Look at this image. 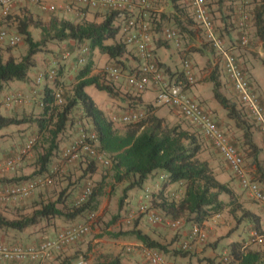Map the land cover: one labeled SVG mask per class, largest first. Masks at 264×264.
Returning <instances> with one entry per match:
<instances>
[{
  "label": "trees",
  "instance_id": "obj_1",
  "mask_svg": "<svg viewBox=\"0 0 264 264\" xmlns=\"http://www.w3.org/2000/svg\"><path fill=\"white\" fill-rule=\"evenodd\" d=\"M210 1L207 0L206 8L214 24V12L211 8L212 5L218 3V0ZM221 1L219 0V2ZM168 2L170 5L169 12L158 11L154 1H152L148 7L142 8L138 15L137 12L127 9H107L100 15V21L72 22L53 17L47 27L41 28L42 37L39 41H35L28 30L29 19L23 18L19 19L18 22L16 21V30L27 45V50L24 55L15 59L12 56L5 58L3 50L0 49V92L11 82L27 79L29 70L34 66V56L44 48L49 47L48 42L73 41L80 50L84 48L86 43L88 51L74 59L77 69L74 72V83L70 91H64L59 81V76H62L61 66L56 69L57 75L54 81L46 84L42 91V103L39 102L42 106H40L39 112L29 113L20 118L0 115V130L26 124L34 126L36 130V139L31 148V151L32 149L36 151L35 169L30 175L22 177L23 180L19 178L9 181L14 183L21 181V184L26 182H23L24 180L34 176L36 179L49 175L51 183H53V178L59 179L58 183H64L56 193V197L39 202L37 200L32 201L29 206L30 209H33L31 213H25L26 207L23 206H13L9 212L6 209L0 210V229L18 232L30 230L31 233H44L52 227L57 229L59 220L64 222L67 227L81 224L83 221L88 222L99 210L100 200L105 195L108 178H111L115 183H126L123 188V195L118 199V212L107 223V226H111L120 220L121 211L126 210L123 208H125L124 202L127 192L132 189H142L150 175L161 171L166 175V178L158 189L147 193L146 199L149 208L159 210L172 221L186 219V221L199 227L213 217L224 216L236 227H241V233L246 235L245 238L230 243L227 260L222 259L215 262L213 259L205 258L203 259L205 264H264V241L260 244L263 245L260 249L249 247L254 243L251 237L253 231L264 237L261 217L256 211L246 206L247 203L229 184V181L219 180L210 164L199 158V153L202 150L201 137L182 125H167L162 118L154 114V106H143L140 98H135V101L129 102L128 107L131 110L143 111L144 117L140 121L127 124V130L118 133L113 122L99 108L97 102L88 92L90 88L106 92L111 97L116 96L112 87L102 83L99 75L93 74L94 56L96 55L105 57L107 61L114 63L111 65L119 66L125 73L126 70L128 74L137 70L138 56L136 52L133 53L134 48L128 47L121 39V29L128 19L137 16V20L146 22L150 36L156 37V39L158 37L159 40L163 36V44L165 45L168 42L164 38V31L169 27L176 30L179 40L180 37L185 38L186 33L189 36H194L198 24L188 1L168 0ZM132 3L134 8L136 5L139 6L138 0H132ZM246 13L249 14V19L253 22L255 33L261 40L264 51V5L253 9L252 14L250 11ZM240 15L234 16L236 25ZM169 23L171 26L168 25ZM36 26L39 27V24ZM215 31L217 32L216 28ZM217 34L222 38L218 32ZM130 52L133 53V58L137 61V65L133 68L132 66L126 67L123 61V58ZM153 57L155 58L154 54ZM81 58H84L85 63L78 67ZM155 61L161 67L156 59ZM260 61L264 65V58ZM163 70V76L168 81L177 75H179L178 79L183 78L180 71L172 73L169 68ZM210 78L213 83L215 100L240 130L242 144L249 149L247 157L251 159V165L256 168L252 180L259 186L264 185V161L260 160V152L252 138L255 130H258L255 120L249 116L240 102L236 103L230 100L219 91V82L215 75L212 74ZM126 87L134 92L131 87L127 85ZM57 91L60 92L62 105L55 104ZM85 121H89L90 126L88 129H82L87 134L94 133L95 135V139L91 141L88 138L87 143L93 144L98 154L103 159L109 160V165H105L102 160H97V156L86 152L70 162L78 172L77 176L74 171H70L68 175H61L59 169L55 168L53 160L56 157L62 158L65 151L61 150L62 137L73 127L79 124L84 126ZM26 144L14 157L21 153ZM231 144L239 150L236 140H231ZM100 167L104 168L105 174L101 175L100 180L94 181V176ZM235 181H237L235 178L231 180L234 183ZM89 183L92 184L90 193L84 200H81ZM238 185L240 187L239 183ZM173 187H177L179 191L182 190L181 196L175 194L176 192L173 193ZM261 189L264 193L262 187ZM10 203L12 202H0V204L5 205ZM137 226L136 221L129 228L109 233V236L113 239L133 237L146 249L156 250L159 253L171 252L167 245L160 243L150 234L142 232ZM57 233L59 230L55 232L54 236ZM9 243L37 244V242L24 243L20 241ZM174 252V254L182 257L187 256L186 252ZM103 258V261L98 260L95 264H123L119 256L111 257L107 254ZM61 264H70V261H64Z\"/></svg>",
  "mask_w": 264,
  "mask_h": 264
},
{
  "label": "crops",
  "instance_id": "obj_2",
  "mask_svg": "<svg viewBox=\"0 0 264 264\" xmlns=\"http://www.w3.org/2000/svg\"><path fill=\"white\" fill-rule=\"evenodd\" d=\"M40 1L45 2L47 4H53L55 6L54 12L49 13V12L42 11L41 9L38 8L37 5L33 3H29L26 0H21L19 2L14 3L8 12L9 15H12L13 17L11 19L8 16L6 17V19H8L9 21H13L14 24H16V21L18 22L19 19H23V18L29 19L30 23H29L28 30L33 36L35 41H39L41 39L42 37L41 28L47 27L50 23L51 18L53 17L58 20L65 19V20H70L72 22H83V21H92V20L100 21L101 20L100 16L94 15L95 13L90 9L87 10V9H82L80 7H70V5H68L66 2L57 1V0H40ZM153 1L158 11H164V12L170 11V5H169L168 0H166L167 2L164 1L162 5H161V2L163 0H153ZM260 5H264V0H222L221 2H219L218 0V3L212 5L211 10L212 12H214L213 13V16L215 19L214 24H215V28L217 29V32L222 36L226 47L228 46L229 50L234 52V54L236 55V58L240 66L242 67L250 83L252 90L260 97L261 104L264 109V65H262L260 61L262 58H264L262 42L255 33V27L253 26V22L250 21V27H249L250 42L248 46H242L239 40L240 31L238 28V24L236 25L235 23V18H234L235 15L237 14L240 15V13L244 11L245 12L250 11L252 14L253 9L259 7ZM0 13H1V10H0ZM0 20H1V16H0ZM36 24H39V27L36 26ZM168 25L171 26V23H169ZM185 36H186L185 38L180 37L179 47H176L172 43H167V45L163 44L164 42L163 36L160 37V40L158 39V37L156 39V37L152 38L150 36V40L148 42V48L152 51V53L155 56V59L158 61L161 67L163 69L169 68L170 72L172 73L180 71L181 61L183 59L189 58L191 60H194L195 63H193V65H194L195 83L187 88L186 93L191 98H193L195 101L201 104V106L212 116L216 124L221 129H223L229 135L230 138L237 137V132L240 130L235 126L234 122L227 117L226 112L221 108V106L215 100L214 95H213V83L210 80L211 75L212 74L215 75L218 78L219 91L223 95H225L227 98H229L230 100L236 103L239 102V99L237 98L234 92L232 84L224 72L222 59L220 58V56L215 50L214 52L216 56H218L219 59L215 58V56L213 57V55H211L209 51L204 50L202 48L201 42L202 40H204V37L202 33L200 32V30L198 29V27L193 37L189 36V34L187 33ZM48 44H49V47H47L46 49L44 48L41 52H38L34 56V66L31 68V69H34V72L32 73L31 70H29L27 79L25 81L11 82L5 87V89H3L2 92H0V115L7 117L5 115H7V112L10 110H12V112L15 113L16 115L20 114L21 116L40 111L39 102L41 101L42 91L45 85L48 83L46 84L42 83V84L36 85L35 84L36 77L40 73H45L48 69L53 68L51 67V65L55 63V59L57 61H60V59L62 58L66 59L67 56L71 54L70 48H77L75 46V42L73 41L48 42ZM67 47H70V48H69V51L65 53L63 50ZM84 47H87L86 43L84 44ZM134 52L135 50H133V53ZM3 55H4V52H3ZM8 56H12L15 59L20 58L12 54ZM8 56L6 55L5 58ZM128 57L129 56H127V60L124 59V65L126 67L132 66L133 68L134 66L137 65V61L136 59H131ZM35 60H37V62H35ZM38 60H41L43 64V68H46L45 72L39 71L41 69L40 67L41 64L39 63ZM220 60L221 62L219 63V65H217L218 61ZM127 72L128 71L126 70V73ZM201 76L204 77L205 79L204 82H197V79H199V77ZM89 89H88V92H89ZM90 90L95 91L99 94L100 97H97L95 100V98L89 93L91 97L97 102L99 108H101L106 114L107 113L106 111L109 110V108L107 109V106L102 108L103 104H100L97 99H100V98L103 99L105 97H102V96H107L108 99H111L110 101H115V98L114 99L110 98L109 95L105 94V92H100L94 89H90ZM129 92H132V91L129 90ZM10 93L21 94L23 96L24 102L14 107H6L4 105V99ZM102 94H105V95H102ZM120 96L122 97V99H120V102L123 104H126V106L128 105L129 102L135 101L134 99H130L131 98L129 97L130 95H125V96L120 95ZM139 98L143 106L144 105L154 106L155 108L154 114L156 116L162 119L165 118L167 121L173 119L174 112L176 113L175 110L172 109L171 111L169 110L171 109L169 107L158 106L155 104L156 103L155 102L156 89L154 87L152 86L149 87L144 93L139 95ZM110 101H108V104ZM22 126L23 125L10 126V127H15L17 128V130H19V128H21ZM30 135L32 136V134ZM32 138L36 139V136L31 137V138L29 137L28 140ZM253 140H254L253 142L255 143L256 147L258 148L260 152L259 155L261 156V154H263V151H264V136L261 130L259 129L255 130V132L253 133ZM200 142L202 144L201 152L205 150L206 148L209 151L214 150L213 148L210 149L207 146V144L204 143L205 138L203 139L201 137ZM202 160H205L210 164V166L213 168V171L219 180L225 181V182L229 181L230 182L229 184L237 192H239L240 190L242 191L238 183L231 182V179L229 176H227V178H224V177L220 178V176L218 175L217 169L215 168L216 165H213L212 161L208 159L207 156L203 158ZM17 164H18L17 166L19 167L23 166L24 160L18 162ZM17 166L15 168H17ZM224 166H225V169L229 171L225 163H224ZM56 169H61V168L59 167ZM250 171L253 174L250 178L253 179V176L256 172V168L254 165H251ZM12 172H13L12 174H14L12 179L20 178L21 180H23L24 178L22 177L27 176L25 175L24 172H22L21 169L15 172L13 170ZM60 172H62V169L59 171V173ZM165 178H166V175L163 172L161 171L154 172L152 175L148 177L142 189H132L128 192V195L131 198L130 200L129 199L128 200L130 202H133L139 197H140V201L143 200L144 194L145 193L149 194L150 192L155 191L156 190L155 188L158 189ZM112 183H115V182L112 180ZM260 186L264 190V185L261 184ZM35 197L37 198L36 200L38 202L46 198L45 191L42 187H38L31 196L25 199L28 200V199L35 198ZM25 199H20V201L25 200ZM116 203H117V200H116ZM246 206L256 211L260 215L261 227H262V230L264 231L263 206L261 204H256V203L247 204ZM117 209H118V203H117ZM102 210L103 208L101 207L100 212L99 213L97 212L96 214L102 213ZM219 218L225 219L224 216L213 217L209 219L208 221H206L201 226V228L204 229L205 232H207L206 234L209 240L213 242L216 240L217 241L219 240V243H217V245H215L214 247L215 249L212 247L204 248L203 245L200 244V242L202 241L198 240L196 237L191 236L189 232V240L190 242H192L191 249L193 250H191V253H187L186 257H182L180 255L174 254L175 252L173 248L175 247L171 246L170 244L173 241H168V239H166V237L164 236L165 231L163 233V231H161L160 228L154 227V228H151L150 230L144 229L143 227L140 226L139 222L137 223L138 224L137 228H139L142 232H146L150 234L154 239L158 240L160 243L167 245V248L171 252L163 253V258L168 264H205V262H203V259L209 258V259H213L214 261L215 260L214 256L217 254L218 256H220L222 252L224 253L223 254V257H224L226 254H228L229 245L232 241L240 240L246 237L244 233H241L242 232L241 227H236L235 225H233L231 221H229V223L227 224V225H231L228 231H227V226L224 225L221 227V229L217 233H214V231L211 230V226H212V223H216ZM143 221L147 225L154 226L150 224L145 218ZM59 225L67 226L61 220L57 222V226ZM55 228L56 227L49 228L44 233H31L30 230L23 231V232L5 230L4 233H0V239L7 241V242L20 241L24 243H36V242L39 243L40 241L53 236L55 232L58 230ZM127 228L129 227H123L122 230H125ZM6 236H8L11 239L5 238ZM186 238L188 239L186 233L185 232L181 233V240H185ZM119 242L125 244L126 247L124 250L122 251L119 250L116 253H114V256H119L123 264H149L148 258H147L148 257L147 250H151V249L144 248L142 244L139 243L133 237H122V238H118L117 240H115V243H119ZM67 247L63 248L62 251L56 254L47 264H58L59 261L61 264L62 261H65L66 259H62L61 255L65 253L69 254L70 245ZM249 247H251V245ZM80 261L81 260H78L74 264H79ZM84 261L86 264H89L88 260H84ZM215 262H218V261L215 260ZM3 264H11V263H3ZM23 264H30V263H23Z\"/></svg>",
  "mask_w": 264,
  "mask_h": 264
},
{
  "label": "built area",
  "instance_id": "obj_3",
  "mask_svg": "<svg viewBox=\"0 0 264 264\" xmlns=\"http://www.w3.org/2000/svg\"><path fill=\"white\" fill-rule=\"evenodd\" d=\"M21 0H0V10L3 14H7L11 6ZM38 6L45 12L52 13L55 10L53 4H47L40 0H26ZM66 2L70 7H80L90 10H132L134 11L132 0H57ZM153 0H138L141 8H146ZM192 10L198 29L202 33L205 40L213 47L223 61V69L232 84L234 92L239 102L245 107L249 116L252 117L259 126L264 136V109L259 96L252 90L250 83L240 66L234 52L226 47L223 38L215 31L213 19L207 11V0H187ZM138 15V13H136ZM238 19V28L240 31V44L248 46L250 42L249 14L241 12ZM149 27L146 22L137 20V16L128 19L121 29L122 41L128 47L134 48L138 56L137 70L131 74H126L123 69L115 65H106L101 68L100 73L106 79L117 82L124 79L125 84L131 87L135 92L142 93L149 87L156 89L155 102L157 105L166 106L176 111L190 124L195 126L200 133L207 139L218 155L222 158L230 172L237 179L243 191L254 201L260 203L264 210V193L258 183L254 182L247 175L243 155L231 144L230 137L221 129L212 116L201 106L200 103L191 98L186 90L195 83L194 67L189 59L181 61L180 74L182 79L175 76L170 81L163 76V68L159 67L151 50L148 48L150 40ZM164 38L168 43L180 46L178 33L173 28H166ZM7 43L8 46L14 47L21 42V37L17 33H11L0 28V44ZM88 49L84 47L81 54L86 53ZM81 58L79 63H84ZM56 68L48 69L45 73H40L35 84H42L45 81L52 82L56 78ZM24 102L23 96L18 93H10L4 99L6 107H14ZM42 103V102H41ZM55 104L62 105L60 92L55 94ZM42 106V104H40ZM144 117L143 111L130 110L123 114L121 121L125 124L140 121ZM93 141L94 133L87 134L84 129L79 130L76 141L71 144L63 152V158L70 162L77 159L82 153L90 152L97 156V160H102L105 165H109L108 159H103L94 149L93 144L87 143V139ZM35 139L27 142L21 153L13 160L0 163V174L13 169L22 157L29 154ZM50 178H36L25 183H15L11 185L0 186V202H12L25 199L31 195L38 187L50 184ZM90 193V186L84 191L81 200H84ZM139 213L144 214L151 224H160L163 218L156 212L148 210L145 204L139 205ZM166 225L176 229L181 225V221L166 220ZM89 230L87 224H78L60 231L54 237L46 239L37 245H19L0 240V264L18 262V263H35L46 264L55 253L60 251L65 245H68L82 236ZM191 236L196 237L200 241H204L206 233L198 227H194ZM254 243L262 244L264 237L256 231L251 233ZM185 248V247H184ZM148 261L150 264H167L160 253L150 250L148 252ZM225 256L223 260H227ZM79 264H86L80 261Z\"/></svg>",
  "mask_w": 264,
  "mask_h": 264
},
{
  "label": "rangeland",
  "instance_id": "obj_4",
  "mask_svg": "<svg viewBox=\"0 0 264 264\" xmlns=\"http://www.w3.org/2000/svg\"><path fill=\"white\" fill-rule=\"evenodd\" d=\"M164 1H166V0H163L161 2V5L164 3ZM209 1L210 0H208V2ZM211 1H213V0H211ZM155 3H157V2H155ZM134 9H133L134 12H137V13L142 11L141 10L142 8H140L138 5H136ZM92 11L95 13L94 15H97V16H100L102 13L106 12L105 10H92ZM143 11H144V9H143ZM0 16H1L0 28L5 29L11 33H17L18 34V32L16 30V25L13 23V21H9L8 19H6L7 16L10 19L13 16L9 15V14L5 15L2 12L0 13ZM196 30H197V27L195 28V31ZM249 37H250V33H249ZM205 41L206 40L204 38V40H202V42H201L202 48L204 50L209 51L210 54L213 55V57L215 56V58L219 59L218 56H216V54H215L214 50L212 49V47L210 46V44L207 41L206 42ZM69 48L70 47H67L63 51L66 53L69 51ZM0 49L3 50L5 56L12 54V55H15L16 57H21L22 55H24L26 53L27 45L21 39V42L14 47H10L7 45L6 42H4V44H0ZM70 51H71V54L69 56H67L66 59L62 58V59H60V61H57L55 59V63H53L51 65V67H54V68H59L62 66V73L63 74H62V76H59V81H60V83L62 85V89L64 91H70L72 88V85L74 83V72H75V69H77V66H76L74 59L77 56H80V54H81V51L79 48H72V49L70 48ZM55 53H56V51H55ZM127 56H129L128 58L134 59L132 52H130ZM127 56H125V58H123V61H124V59L127 60ZM54 58H56V57H54ZM38 61L41 64V66H40L41 69L39 71L45 72L46 68H43V64H42L41 60H38ZM94 61H95V64H94L93 74L99 75L101 82L104 83L105 85H108L109 87H112L115 94H116L115 97L109 96L110 98H113V99L115 98V101H110L111 99H108L107 96H102L105 98H103V99L100 98L97 100L100 104H103L102 108H104L106 106H107V109L109 108V110L106 111L107 117L113 122V126H114L115 130L118 133H123L127 130L128 125L121 121V117L123 116V114L125 112H127L131 109L128 107L129 104L126 106V104H123L120 102V99H122V97L120 95H123V96L130 95L129 96V97H131L130 99H135V98H139V95H141L144 92H142V93H138L135 91L129 92V90L127 89L126 84L124 82V79H121L117 82H114V81L111 82L110 80H108L104 76H102V74L100 73L101 68L103 66H106V65L114 64L111 61H107V59L105 57L97 55L95 57ZM35 62H37V60H35ZM191 62H192V64L195 63L194 60H191ZM220 62H221V60L218 61L217 65H219ZM82 65L83 64H78V67H80ZM193 67H194V65H193ZM30 70L32 73L34 72V69H30ZM204 80H205L204 77L201 76V77H199V79H197V82H204ZM44 84H46V81L44 82ZM89 93L95 98V100L97 97H100L97 92L91 91L90 89H89ZM105 94H107V93L105 92ZM105 94H102V95H105ZM108 101H110L109 104H108ZM158 106H161V105H158ZM169 110L172 111V109H169ZM17 115H19V116H17ZM17 115L15 113H13L12 110H10L7 112V115H5V116H7V117L11 116V117H17V118H20L23 116V115L21 116L20 114H17ZM113 117H115V118H113ZM163 119H164V122L169 126H173V125H177V124L182 125L184 128L188 129L189 131L195 133L196 135H198L199 137H202L204 139V136L200 133V131L195 126L190 124L186 119H184L178 113L174 112L173 119H171L169 121H167L165 118H163ZM89 126H90V122L85 121L84 126L79 124L76 127H73L72 129L68 130L66 132V134L62 137L61 150L67 149L71 145V143H74L76 141V138L79 134V130H81L82 128L88 129ZM35 131H36L35 128L33 126H30V124L23 125L21 128H19V130H17V128H15V127H6L4 129H1L0 130V161H3V160H5L9 157H12V156L13 157L11 159L14 160L18 156V155H16L14 157V155L18 153V151L23 147V145L26 143V141L29 139V137L31 138V137L36 136ZM30 134H32V136ZM240 136H241V132L238 131L237 137H234V138L231 137V139L236 140V143H238V149L244 157L245 167L247 169L249 176L251 177L253 175L250 171L251 159L247 157V154L249 153V149L247 148V146H245V145L243 146V144H242L243 140L240 139ZM204 143H206L210 149L212 148V146L208 140L205 139ZM217 155H218V153L215 150L209 151L206 148L205 150H203L202 152L199 153V158L203 159L207 156L208 159H210L212 161L213 165H216L215 168L217 169V172H218V175L220 176V178L221 177L227 178V176H229L231 180L234 179L235 177L233 178V175H231V173L227 169H225L224 162L221 160V158H219L220 156L218 155L219 156L218 157ZM22 160H24V165L19 167V166H17L18 165L17 164L16 165L17 168H15L16 167L15 166L13 170L15 172V171H18L19 169H21L22 172H24L25 175L28 176L35 169V165H34V163L36 161L35 149H32V151L29 153V155L24 156V158ZM260 160L264 161V151H263V154H261V156H260ZM70 162L66 161L63 158V156H62V158L56 157L53 160L55 168L60 167L62 169V172H60L61 175H68V173L70 171H74L75 173H77L76 174V176H77L78 172H76L74 165L73 164L71 165ZM61 169H59L58 171H60ZM103 169L104 168H102V167L99 168V171L94 176V181L100 180L101 175L105 174V171ZM13 170H8V171H5L4 173L0 174V186L10 185V184H15V183L21 182V181H18V182L14 183V182L9 181L10 179L12 180V177L14 175V174H12ZM34 177L27 179V180H24L23 182L34 179ZM44 178H49V175H46ZM2 179H3V181H1ZM4 179H7L8 182H7V180H4ZM235 180H236V178H235ZM58 181H59V179L53 178V183H51L47 186L46 185L42 186V188L44 189L45 194H46L45 199L56 197V193L62 188V185H64V183L63 184L58 183ZM107 181H108V184L106 186L105 195L101 198L100 208L98 210V213H99L101 210V207H102L103 208L102 213L96 214L95 217L88 222L83 221L81 223V224L87 223L88 227H89V231L80 240H78L75 243L70 245L69 254L65 253V254L61 255L62 259H66L65 260L66 262L70 261V263H72V264H74L78 260H88L89 264H95L98 260L103 261L104 255L108 254L111 257H114V253H116L119 250L120 251L124 250L126 245L121 243V242L115 243V240H117V239H113L112 237H110L109 233L116 232L119 230V228L123 229V227H130V225L132 226V224L136 221H137V223L139 222L140 226L143 227L144 229L150 230L151 228L158 227V228H160L161 231H163V233L165 231L164 236L166 237V239H168V241H173L170 244H171V246L175 247V248H173L174 251H182V252H186V253H191V250H193V249H191L192 242H190V240H189V232L191 233V231L193 229V224L186 221V219H182L181 225L179 227H177L176 229L170 228L166 225V222L164 221L165 215L162 212H160L159 210H155V209H152V210L157 212L163 218V222H161V224H156L154 226H150V225L145 224V222L143 221L144 217H142V215L138 214V211H137L138 205L140 203H142L143 200L140 201V197H139L135 201L130 202L129 200L131 198L128 195L129 191L126 194V199L124 202L125 208H123V210L124 209H126V210L121 211L122 217L115 224H113L111 226H107V223L112 219L113 215H115L118 212V209H117L118 199L123 195V188L126 186V183H112L111 178H108ZM235 183H238V182L235 181ZM155 189H157V188H155ZM173 189H174L173 193L176 192L175 194H179L181 196L182 190H180V191L177 190V187H175ZM238 194L241 196V198L247 204H255V203L259 204V203L255 202L254 200H252L243 190L242 191L240 190L238 192ZM36 199L37 198L35 197V198L28 199V200L25 199V200H21V201L20 200L15 201V202L13 201L12 203L7 204V205L0 204V210L6 209V211L9 212L13 206H19V207L23 206V207H26L25 213H31L33 211V209H30L29 206L31 205L32 201H34ZM116 200H117V203H116ZM122 220H124V221H122ZM128 220L130 221V223H127ZM228 223H229L228 219L219 218L216 223H212L211 230H213L214 233H217L221 229L222 226L226 225L227 231H228L231 227V225H227ZM66 227L67 226H63V225L60 226L59 225V226H57V229L62 230V229H65ZM224 229H225V227H224ZM0 231H1L0 233H4L5 229L2 228V229H0ZM203 231L205 232L204 229H203ZM183 232L186 233L188 239L186 238L185 240H181V233H183ZM205 233H207V232H205ZM5 238L11 239L8 236H6ZM217 243H219V240L218 241L216 240L213 242V241L209 240L208 237H206V239L204 241L200 242V244H202L204 248H211V247L214 248L215 245H217ZM183 245H186L187 248L183 249L182 248ZM261 247H263V245H260L257 243L251 244V248H253V249H257V248L260 249ZM223 254L224 253L222 252V254H220V256H218V254L215 255L214 259L216 261L222 260ZM62 262H64V261H62ZM58 264H60V261L58 262Z\"/></svg>",
  "mask_w": 264,
  "mask_h": 264
},
{
  "label": "clouds",
  "instance_id": "obj_5",
  "mask_svg": "<svg viewBox=\"0 0 264 264\" xmlns=\"http://www.w3.org/2000/svg\"><path fill=\"white\" fill-rule=\"evenodd\" d=\"M81 55V54H80ZM85 63V62H84ZM84 63H82V64H84ZM54 68V67H53ZM56 69H58V68H56ZM46 83H50L49 81H46ZM40 103H41V101H40ZM256 123V122H255ZM257 125V124H256ZM258 126V125H257ZM258 129L260 130V128H259V126H258ZM228 135V134H227ZM229 136V135H228ZM33 139V138H32ZM31 140V139H30ZM207 140V139H206ZM230 140H232L231 138H230ZM29 140H27L26 141V143L28 142ZM211 144V143H210ZM212 146V145H211ZM213 148V147H212ZM214 149V148H213ZM215 150V149H214ZM31 151V150H30ZM216 151V150H215ZM239 151V150H238ZM240 152V151H239ZM28 156V155H27ZM24 157H22V159H23ZM221 158V157H220ZM244 158V157H243ZM22 159H21V161H22ZM222 159V158H221ZM4 162V161H3ZM224 162V161H223ZM244 162H245V160H244ZM246 168V167H245ZM229 169V168H228ZM230 171V170H229ZM246 171H247V169H246ZM232 174V173H231ZM233 175V174H232ZM247 175L249 176V174H248V172H247ZM234 177V176H233ZM249 178H250V176H249ZM251 179V178H250ZM237 180V179H236ZM252 180V179H251ZM27 182V181H26ZM87 186H90V187H92V184L91 183H89ZM242 189V188H241ZM148 195H147V193H145L144 194V198H143V202L142 203H140L139 205H141V204H145L146 206H147V208H148V210H152L151 208H149V205L147 204V199H146V197H147ZM13 202V201H12ZM256 202V201H255ZM260 204V203H259ZM139 205H138V208H139ZM137 211H138V209H137ZM153 211V210H152ZM155 212V211H154ZM157 213V212H156ZM138 214H140V215H142V217H144L145 219H146V216L144 215V214H141V213H139V211H138ZM158 214V213H157ZM159 215V214H158ZM160 216V215H159ZM94 218V216L93 217H91V219L90 220H92ZM89 220V221H90ZM147 220V219H146ZM166 220H171L169 217H164V221L166 222ZM148 221V220H147ZM181 221V220H180ZM182 222V221H181ZM127 223H130V221L128 220L127 221ZM85 224H87V223H85ZM161 224V223H160ZM88 225V224H87ZM152 225H156V224H152ZM70 227H72V226H70ZM194 227H198L199 229H201L202 231H203V229L201 228V226L199 227V226H197V225H193V228ZM67 228H69V227H67ZM67 228H65V229H67ZM65 229H62V230H65ZM62 230H59V232L60 231H62ZM193 230V229H192ZM89 231V230H88ZM204 232V231H203ZM191 233H192V231H191ZM191 233H190V235H191ZM54 236V235H53ZM83 237V236H82ZM81 237V238H82ZM206 237H207V235H206ZM50 238H52V236L50 237ZM81 238H79V239H81ZM47 239H49V238H47ZM206 239V238H205ZM75 242V241H74ZM39 243H41V242H39ZM39 243H37V244H39ZM37 244H35V245H37ZM72 244H73V242H72ZM69 245H71V243L70 244H68V245H65L63 248H65V247H67V246H69ZM185 247V248H184ZM62 248V249H63ZM182 248L183 249H186L187 247H186V245H183L182 246ZM62 249L60 250V251H62ZM60 251H58L57 253H55L54 255H53V257L56 255V254H58ZM148 252L150 251V250H147ZM154 251H156V250H154ZM156 252H158V251H156ZM159 253V252H158ZM160 254H161V256L163 257V253L162 252H160ZM225 256H227V254L225 255ZM224 256V257H225ZM52 257V258H53ZM223 257V258H224ZM51 258V259H52ZM50 259V260H51ZM164 259V258H163ZM50 260H48L47 262H46V264L50 261ZM165 260V259H164ZM81 261H83V262H85L84 260H81ZM149 262V261H148ZM166 262V261H165ZM25 263H30V262H25ZM167 263V262H166ZM30 264H35V263H30ZM149 264H150V262H149ZM168 264V263H167Z\"/></svg>",
  "mask_w": 264,
  "mask_h": 264
}]
</instances>
